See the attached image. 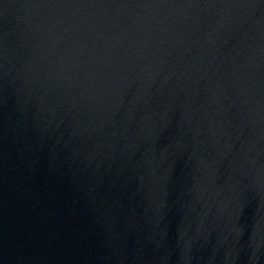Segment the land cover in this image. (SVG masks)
I'll return each mask as SVG.
<instances>
[{
  "label": "water",
  "instance_id": "obj_1",
  "mask_svg": "<svg viewBox=\"0 0 264 264\" xmlns=\"http://www.w3.org/2000/svg\"><path fill=\"white\" fill-rule=\"evenodd\" d=\"M0 264H264V0H0Z\"/></svg>",
  "mask_w": 264,
  "mask_h": 264
}]
</instances>
